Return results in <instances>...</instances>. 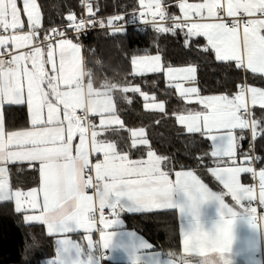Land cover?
Listing matches in <instances>:
<instances>
[{"label":"snow or ice","instance_id":"snow-or-ice-1","mask_svg":"<svg viewBox=\"0 0 264 264\" xmlns=\"http://www.w3.org/2000/svg\"><path fill=\"white\" fill-rule=\"evenodd\" d=\"M21 3L22 9L18 0H0V203L14 202L15 212L25 214V222H39L46 226L48 235L63 236L56 241L57 257L50 264H95L94 258L112 245L114 237L112 231L101 230L100 240L93 242L91 231L98 222L97 213L104 229H112L119 223L120 213L133 207L144 212L179 207L181 213L187 210L198 222L201 207L215 201L220 210L215 230L206 231L198 223L191 231L184 230L183 250L191 253L196 264H204L198 258L206 250L220 253L224 264H233L230 254L237 219L243 216L258 228L260 218L251 202L258 199L264 205V168L257 172L254 167L260 159L254 154L255 141L264 137V87L242 82L233 93L202 95L196 63L176 68L165 65L160 55L132 58L138 74L165 73L166 87L177 89L179 97L189 104L201 106L174 114L188 133H200L209 142L210 152L197 160L203 163L205 156L214 158L216 166L208 171L225 191H213L193 170L176 171L173 180L171 169L162 167L170 161L151 148L145 128L126 129L112 96L94 92L89 87L91 80L85 83L90 74L85 70L82 45L66 36L68 29L79 34L97 24L101 28L113 26L124 17L94 20L92 0H83L81 7L86 8L87 17L77 19L69 12L63 29L45 28L37 0ZM177 6L180 16L168 11L165 0H138L140 11L131 13V20L151 24L157 33L175 36L179 32L186 48L214 53L217 61L234 62L238 70L264 80V0H203L198 4L178 0ZM118 31L125 32V26ZM196 37L205 38L206 43L200 45ZM24 48L28 50L12 51ZM120 90L139 93L146 101L156 100L155 94L149 97L139 86ZM5 105H25L30 126L6 129ZM145 107L167 114L165 101ZM257 107L259 117L254 111ZM92 117H99L98 124ZM125 130L130 133V143L124 145L104 135L119 137ZM246 131L250 133L249 152H241L242 163L237 164V151ZM139 146H147V158L131 159L132 149L144 151ZM25 162L28 167L38 162L40 187L27 192L14 190L9 166ZM242 173L258 179V190L255 184L241 183ZM88 189H92L91 194ZM177 193L186 197L184 203H176ZM226 196L235 207L225 202ZM106 208L115 218L104 216ZM30 212L39 214H27ZM81 229L89 233L86 248L65 235ZM170 264H185V260L172 257Z\"/></svg>","mask_w":264,"mask_h":264},{"label":"trees","instance_id":"trees-1","mask_svg":"<svg viewBox=\"0 0 264 264\" xmlns=\"http://www.w3.org/2000/svg\"><path fill=\"white\" fill-rule=\"evenodd\" d=\"M41 6L43 26L45 28H64L69 12L81 14L78 0H37ZM98 10L96 20L105 22L115 16L131 19V13H137V0H92ZM173 11V10H170ZM200 45L205 44L203 37H196ZM158 53L162 62L170 66L198 65L197 80L202 94L233 93L236 85L247 79L249 84L264 87V80L251 73L238 70L234 62H220L213 53L203 54L184 46V37L178 32L157 33L153 29L142 32L131 28L125 32L96 30L90 33L85 42L84 54L87 69L92 72L91 83L97 87L112 88L116 108L122 116L126 129L144 127L151 146L170 161L172 169L190 168L197 171L207 182L214 184L208 169L212 157L205 156L203 163L198 156L210 152L209 142L200 133L186 132L176 120V114L184 102L174 88L166 87L164 73L135 75L132 73V58ZM115 85V87H110ZM137 85L142 92L153 94L156 100L165 101V112L150 110L145 107L144 98L139 93H123L125 86ZM131 99L128 103L124 98ZM20 108H18L19 110ZM11 109L5 114L9 120ZM22 110V109H21ZM20 110V111H21ZM255 115L261 110L257 107ZM125 141L129 132L122 131ZM120 137V136H119ZM127 143V141L125 142ZM244 151L249 152V134L243 141ZM256 153L259 155L257 166L264 168V137L258 136L255 141ZM131 154L141 152L132 149ZM29 179L23 186L37 182V170L32 169ZM127 225L143 233L165 255L175 252L178 256L179 230L175 211H164L147 215L126 216ZM55 254V241L47 235L42 225H27L23 216L15 212L11 203H0V264H38ZM170 256V255H169ZM176 256V257H177Z\"/></svg>","mask_w":264,"mask_h":264},{"label":"crops","instance_id":"crops-1","mask_svg":"<svg viewBox=\"0 0 264 264\" xmlns=\"http://www.w3.org/2000/svg\"><path fill=\"white\" fill-rule=\"evenodd\" d=\"M38 2V1H37ZM188 3L191 4H198L202 3L203 0H187ZM165 3L168 5V11L173 10L172 12H175L177 16L182 15L180 12L177 4L178 0H165ZM138 4V0H137ZM18 6L21 7L22 9V3L21 0H18ZM140 11L139 7L137 10V14ZM22 19L25 20V30L28 28L27 20L26 17L23 15V11L21 13ZM43 16V15H42ZM116 17V16H115ZM194 18V17H193ZM139 20V19H136ZM6 35L9 33H5ZM205 40V38H204ZM74 43H79L77 40H73ZM206 42V40H205ZM80 44V43H79ZM27 48L20 49V50H15L12 49L14 53L17 52H24L27 51ZM0 51H3V49H0ZM214 54V53H213ZM81 55L84 57L85 61V54H84V49L81 47ZM160 55L158 53L155 54H149V55H142V56H147V57H152ZM161 56V55H160ZM215 56V55H214ZM137 57V56H136ZM162 59V57H161ZM187 66V65H186ZM176 68H181L185 66H173ZM85 70L90 71L87 69L86 64H85ZM151 72H145L144 74H149ZM250 73V72H247ZM245 73V74H247ZM252 74V73H251ZM253 75V74H252ZM164 76L166 78V75L164 73ZM259 77L258 75H254ZM91 80V79H90ZM245 81V80H244ZM249 84V83H248ZM251 86L255 87H261L258 85L250 84ZM89 87L94 91H99L102 95L110 94L115 102V95L114 91L112 88L108 87H97L93 83L89 84ZM175 89V88H174ZM177 94L179 95V92L177 89ZM214 94H221V93H213V94H202V95H214ZM184 104H182V109L177 112L176 114H179L181 111L184 109H197L199 110L201 106L195 102L189 104L187 100L180 98ZM116 104V102H115ZM11 109L10 113L11 116L9 120L6 118L5 111L6 109ZM18 108H20L18 110ZM22 109V110H21ZM21 110V111H20ZM158 111V110H155ZM116 114L120 117V119L124 122L122 116L118 113L117 108H116ZM4 115H5V126L6 129H20L24 127H29V114H28V109L25 105H5L4 109ZM92 119L98 124L99 122V117H92ZM177 120V118H176ZM177 123L186 131V127L182 124H180L177 120ZM112 127H118L117 125H113ZM141 127H133L130 129H139ZM144 128V127H143ZM146 130V129H145ZM187 132V131H186ZM147 133V132H146ZM104 135L108 136L110 139L117 140L118 144L124 145L125 142L130 143V140H126L124 138V135L114 136L111 133H104ZM246 135L247 132H245V138L240 141V147L238 148L237 151V164H241L242 160L240 158V153L244 152V147H243V141L246 140ZM130 137V133H129ZM148 137V135H147ZM149 139V138H148ZM150 141V140H149ZM76 142L74 141V144ZM151 144V143H150ZM144 149L143 152L139 153L138 155L131 154L130 153V158L131 159H140L143 157L144 159L147 158L146 156V151H147V146H139ZM152 148V146H151ZM153 149V148H152ZM157 155L159 154L155 149H153ZM96 154H93V157H95ZM102 159V154L101 157ZM227 158H225L226 160ZM35 167H28L27 162L21 164L17 163L14 165H10V174H9V180L10 183L13 186V189H19L21 191L27 192L31 188H39V173L37 171V182L33 185L30 186H23V183L29 179V174L31 173L32 169H37L38 168V162H34ZM216 164L214 162V158H212V163L210 164L209 168L215 167ZM164 170H169L171 169L170 176L174 180L175 179V172L176 171H187V170H193L190 168H177V169H172L169 164L162 165ZM261 169L258 166L256 167L257 172ZM195 171V170H193ZM196 174L206 183L208 186L213 190V191H225L223 189V186L219 184L218 181L212 176L214 184H211L207 182L197 171H195ZM94 176V172H93ZM241 183L245 185H253L255 184L256 180H254L249 173H242L241 174ZM257 190H258V184H257ZM89 194L92 193V189H88ZM175 201L177 204H182L185 202L186 197L182 193H177L174 197ZM225 202L228 203L231 206L235 207V202L232 200L230 196L225 197ZM4 203H11L14 207V202H4ZM247 203V202H246ZM264 206V205H263ZM107 209V208H106ZM164 211H175L177 214L178 218V230H179V247H180V253H178V256L176 257L177 259L179 256L183 255L189 260L195 261L193 257L191 256V253H186L183 250V231H191L195 226H197V223L199 226H201L204 230L206 231H214L215 230V225L218 223L220 220V210H219V205L215 201H210L206 204H204L201 209H200V214H199V219L198 222L196 218H194L190 213L185 210V212L181 213L179 207L173 208L172 210H154L152 212H144L142 210L136 209V208H131V210H125L124 212L120 213L119 216V223L113 226L112 229H104L103 224L102 228L99 229L98 225L96 224L95 228L91 231V235L93 238V242H97L100 240V231H112L114 233L113 237V242L112 245L108 249H102V251L106 254H108V258L106 260H102L99 255H97L94 260L95 264H170L172 257L169 255H165L163 251L155 246L143 233H141L139 230L136 228L130 227L127 225L126 222V216L128 215H147L151 213H160ZM27 214H36L38 215L39 213H27ZM22 216L25 214H21ZM257 217L258 214L256 212ZM115 218L114 216L111 218L107 219H113ZM257 221L258 228H253L250 223H248L247 219L243 216L237 219V222L234 227V242H233V248L232 252L230 254V258L233 260V264H264V252L262 250V244L264 242V214L259 217ZM24 224L27 225H42L39 222H25L23 219ZM43 228L46 231V226L42 225ZM89 233L85 231L84 229H81L79 232L76 233H69L65 234L71 239L80 242L85 248L87 246V241L86 237ZM48 235V234H47ZM51 236L54 241H55V254L47 259L42 260L38 264H50V261L52 259H55L57 257L56 253V241L57 239L63 238L62 235H49ZM151 245V247H148ZM220 253L213 252L211 250H206L205 254L202 257H199L198 259L200 261H209L217 256H219ZM196 262V261H195Z\"/></svg>","mask_w":264,"mask_h":264},{"label":"built area","instance_id":"built-area-1","mask_svg":"<svg viewBox=\"0 0 264 264\" xmlns=\"http://www.w3.org/2000/svg\"><path fill=\"white\" fill-rule=\"evenodd\" d=\"M82 3H83V0H78L79 7L81 9V14L79 16H77V19H80L81 17H87V15H88L86 8L81 7ZM93 11L95 12V17H93V19L96 20L98 10L95 8L94 3H93ZM169 12L175 14V12H172V11H169ZM148 19H150V17ZM193 19H196V18L194 17ZM160 23H163V21H160ZM121 26H125V30L131 29V28H135V29H139L142 32H146V31H149V30L153 29L151 24H144L141 20H134L133 21L131 19H127V20H115L113 26H108L106 24V26L104 28L99 27V24H97L95 27L86 28L84 31H82L79 34L73 32L71 29H68L67 32H66V36L68 38L73 39V40H77L80 43V45H82V48L84 49L85 42L88 39L90 33H92L93 31H96V30H109V31L116 32V31H118V29L121 28ZM58 28L63 29L61 27H58ZM6 58H10V57H6ZM87 72L90 75L85 76V78H84L85 79V83H87L91 79V76H92V72L91 71H87ZM244 82L248 83L247 79H245ZM248 134H249V142H250V133H248ZM254 154L259 157V155L256 153V147L254 149ZM92 158H93V162H95V157H92ZM257 162H258V160L254 164L255 168L257 167ZM90 174L93 175V173H90ZM257 184H258V181L256 180L255 185L257 186ZM251 206L255 207L257 209V214H258L259 217L264 214V206L259 203L258 199L257 200H253L251 202ZM104 216L106 218L113 217L111 210L110 209H104ZM96 218H97V221H98L97 225H98L99 229H101L102 225H101V223H99V220H100L99 213H97V217ZM262 250L264 252V242L262 244ZM99 256H100V258L102 260H106L108 258V254L104 253L102 251V249H101V252H100Z\"/></svg>","mask_w":264,"mask_h":264},{"label":"clouds","instance_id":"clouds-1","mask_svg":"<svg viewBox=\"0 0 264 264\" xmlns=\"http://www.w3.org/2000/svg\"><path fill=\"white\" fill-rule=\"evenodd\" d=\"M169 255L171 257H176L177 254L175 252H169ZM180 258H184L185 264H196L195 261L187 259L185 256L181 255L179 256ZM204 264H224V257L219 255L216 258L209 260V261H204Z\"/></svg>","mask_w":264,"mask_h":264},{"label":"rangeland","instance_id":"rangeland-1","mask_svg":"<svg viewBox=\"0 0 264 264\" xmlns=\"http://www.w3.org/2000/svg\"><path fill=\"white\" fill-rule=\"evenodd\" d=\"M111 32H114V31H111ZM138 57V56H137ZM132 73L133 74H135V75H140V74H138L137 72H136V69H135V66L132 64ZM144 75V74H143ZM175 82H180V81H175ZM135 86H137V85H131V86H127V87H135ZM187 86H189L188 84H185V87H187ZM150 97V96H149ZM155 102H160V100H155V101H153V100H151V99H149V100H147L146 102H145V105H147V104H152V103H155Z\"/></svg>","mask_w":264,"mask_h":264}]
</instances>
